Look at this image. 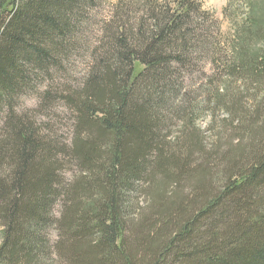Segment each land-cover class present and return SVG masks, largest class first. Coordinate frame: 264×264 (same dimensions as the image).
Wrapping results in <instances>:
<instances>
[{
	"label": "trees",
	"instance_id": "obj_1",
	"mask_svg": "<svg viewBox=\"0 0 264 264\" xmlns=\"http://www.w3.org/2000/svg\"><path fill=\"white\" fill-rule=\"evenodd\" d=\"M101 4L0 0V264H264V119L226 88L264 84L250 26L227 55L202 0ZM78 51L82 82H55ZM200 60L222 61L214 101L240 120L223 153L196 123ZM59 100L68 138L42 119Z\"/></svg>",
	"mask_w": 264,
	"mask_h": 264
},
{
	"label": "rangeland",
	"instance_id": "obj_2",
	"mask_svg": "<svg viewBox=\"0 0 264 264\" xmlns=\"http://www.w3.org/2000/svg\"><path fill=\"white\" fill-rule=\"evenodd\" d=\"M117 0H102L100 13L104 15H111V9ZM203 9L213 15V19L207 21L206 24L215 35L216 39L222 41L223 48L229 55L232 51L231 41L238 40L239 31L245 30L247 26L251 29V48L255 51L264 52V0H202ZM99 16L98 18L102 17ZM205 22V20L203 21ZM218 26L220 29H218ZM220 31V32H218ZM95 40V37H93ZM210 60V59H209ZM90 58L86 52L78 51L74 58L64 64V70L60 75L54 77L55 82L69 83L72 86L79 85L83 78L87 75L89 70ZM222 61L215 63L207 62V60H200L197 67L187 73L189 88L194 92L193 98L199 95L198 99L209 100L208 110L205 114L198 117L196 123H199L202 128H205L204 142L207 147L212 149L213 145L217 146L218 151L221 153L226 152L236 143L239 138L238 119L233 117L226 111L224 107H218L214 101L216 87L224 80L220 77V70ZM203 65V68L201 67ZM200 67V71H198ZM197 68V69H196ZM196 71L193 74V71ZM210 76V77H208ZM229 84L227 90V101L230 103H240L243 111L251 114L258 110L264 119V84L261 85L251 80L238 81L236 78L228 80ZM45 83V82H44ZM42 85V84H41ZM40 85V86H41ZM39 86V87H40ZM57 86V85H55ZM27 93V92H26ZM210 97H209V96ZM41 99L37 91L28 92L24 94L16 102V107L20 111L33 112L39 108ZM54 107L41 112L42 119L47 123L45 128L49 130L53 126L63 138H68L71 135L70 130V114L66 110L62 100L56 101ZM41 111V110H40ZM39 111V112H40ZM238 129V130H237ZM214 156L217 161L221 158ZM222 168V167H221ZM222 176H219L221 180ZM188 182H184L182 187L185 188V193L189 189ZM0 242H1V229H0Z\"/></svg>",
	"mask_w": 264,
	"mask_h": 264
}]
</instances>
